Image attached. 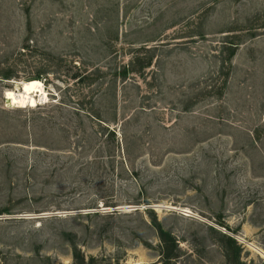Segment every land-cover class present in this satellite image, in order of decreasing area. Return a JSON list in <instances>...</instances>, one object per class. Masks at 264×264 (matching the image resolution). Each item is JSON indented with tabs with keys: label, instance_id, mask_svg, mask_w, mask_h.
I'll return each mask as SVG.
<instances>
[{
	"label": "rangeland",
	"instance_id": "obj_1",
	"mask_svg": "<svg viewBox=\"0 0 264 264\" xmlns=\"http://www.w3.org/2000/svg\"><path fill=\"white\" fill-rule=\"evenodd\" d=\"M0 264H264V0H0Z\"/></svg>",
	"mask_w": 264,
	"mask_h": 264
},
{
	"label": "bare ground",
	"instance_id": "obj_2",
	"mask_svg": "<svg viewBox=\"0 0 264 264\" xmlns=\"http://www.w3.org/2000/svg\"><path fill=\"white\" fill-rule=\"evenodd\" d=\"M42 82L39 80H28L18 84L14 89H7L3 93V98L9 106L27 107L35 106L34 97L44 99ZM39 99V98H37ZM38 102V101H37Z\"/></svg>",
	"mask_w": 264,
	"mask_h": 264
},
{
	"label": "trees",
	"instance_id": "obj_3",
	"mask_svg": "<svg viewBox=\"0 0 264 264\" xmlns=\"http://www.w3.org/2000/svg\"><path fill=\"white\" fill-rule=\"evenodd\" d=\"M163 235V233H161ZM223 237H225L224 235H222ZM230 239V238H229ZM232 241V240H231Z\"/></svg>",
	"mask_w": 264,
	"mask_h": 264
}]
</instances>
